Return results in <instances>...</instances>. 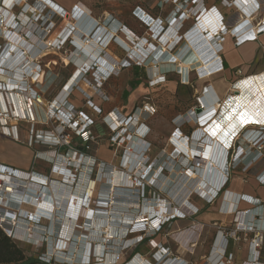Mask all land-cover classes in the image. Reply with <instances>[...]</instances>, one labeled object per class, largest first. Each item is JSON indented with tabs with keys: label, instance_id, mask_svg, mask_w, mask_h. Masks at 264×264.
<instances>
[{
	"label": "rangeland",
	"instance_id": "1",
	"mask_svg": "<svg viewBox=\"0 0 264 264\" xmlns=\"http://www.w3.org/2000/svg\"><path fill=\"white\" fill-rule=\"evenodd\" d=\"M57 1L62 3L61 0ZM66 1L68 0H65V3L63 2L62 5L66 6L68 11H70V3ZM69 1L72 2V0ZM24 2H27V4L31 3V5L34 4L33 0L22 1V3ZM45 2L48 3L46 0H39V4L41 6L39 7V12L44 13L46 16L45 19L43 16L41 17L42 21H33V24H30V31L33 35L30 36V32H28L29 36H22V32H25L23 29L18 33V37L15 38V43H19L18 45L20 46L21 52L28 51L31 48V44L40 49V53H37L32 58L36 63L40 64L42 75L37 82H34L33 80V83H30H32V87L41 94L43 103H41V107L37 109L36 123L25 120L17 121L11 116V112L8 113L10 114V117H7L8 115L4 113L5 120L7 121V124L4 123V128L1 126V122L3 123V121H0V156L4 158V162L0 163L7 167H13L24 171L35 170L41 174L50 176L52 180H57V182L54 181L50 185L48 183L49 189H51L52 193L56 194L57 198L63 199V194L68 195L65 190L67 188L65 185L63 187L59 183L61 175L60 171L59 174L54 171L53 164L55 161L53 162V159L56 160L61 156L73 159V155H76L75 151H77V153L80 151L86 152L91 157L87 161L88 164L94 163L92 166L93 172L91 174L93 178L95 177L97 168L101 169L103 167L105 170V172L102 171L101 173V179L96 181V190L94 191L95 193L93 198L98 197L99 190L105 191L103 199L106 204H104L101 208H98L100 209V214H102L100 216L95 215L92 221L91 217H85L88 222H93V224H90L91 226L89 225L90 228L84 229L83 219L79 218L76 220L77 215L74 214V208L78 203L77 201H79L78 196L81 195V190H74V188L71 189L72 187H69L71 194L69 193V195L65 197L66 199L64 198L65 201H67L68 207L65 203L63 204L60 202L61 204L58 205L59 210L57 209V216L59 220L55 224V229L59 230V228L63 226L61 238L60 236L56 238V234L54 235L52 231L54 223L50 224L49 221L43 220L39 225H33L32 228L30 221L22 224V220H20V218L18 219L19 224H16L13 219L10 224L11 226H14V224L19 226L24 225L26 229L23 233L22 239L27 240L29 237L28 233L31 231H33L34 234H48L49 237H47L46 241L42 239L43 242L36 239V237L35 240L29 238L27 240L28 242H22L19 240L16 241L26 248L28 253L27 255L29 257L40 259L41 264H81L85 260L84 256L87 243L89 241L91 242L92 239H94L92 241L93 243L98 241L95 239L97 236L96 232H91L94 230V228L92 230V227L95 225L97 228L95 231L100 233L101 237H105L104 241L109 239L111 244L108 249V254L110 255H106L103 261L99 262V264H142L146 261H150L153 264L155 263V260L153 259L155 251L153 244L149 240L156 239L158 236L166 239L163 242V245L170 248V255L173 254L174 257L184 259L188 263L193 264H218L222 259L221 255H218L215 259H213V255H208L207 258H202L203 260L199 262L196 261V259H201L199 256L208 251L210 237L212 234L223 231L224 233H229L231 235L236 233L238 236L243 234V232H239L241 226L236 225V219L234 217L235 213L232 210L222 211L220 210L221 207H219V210L226 213L229 217L222 220L218 217L212 219L210 218L211 216L208 217L209 213L212 211V209L209 210L208 207L214 204L218 205L219 202L221 206L222 200L227 202L224 197H226L225 194L228 192H226L227 189L225 188H227L229 184L226 185V183H230V181H240L245 183L247 178L250 176V173H254L257 168H260L259 166L261 164L251 167V163L247 161H244L243 163H240V161L235 164L233 163V166L225 172L227 182L222 189L224 191L223 194H219V196H217L212 203H206L202 198H200L198 193H194L193 191L194 186L200 179L198 171H187L179 168V165H188V159L185 155L178 156L179 152L175 149V147L178 148L175 142L172 141L173 138L176 137L175 128L178 125L181 126L184 135H192L194 133L193 139L198 140L196 143L198 145H202L204 142L206 143L205 138H209L210 136L211 138L218 139L223 143H227L228 148L232 145V142L238 139L239 141L237 144L241 145L244 150H246L247 145L244 143V140L240 138L242 135L239 132L248 128H257L264 125V84L260 85L256 82L249 84L248 82V91L253 94L252 98H249V107L253 109V115L256 114L261 117L260 120H257L254 123V127L242 126L238 128V126H234V121L241 119V113H239L240 109H235L236 103L234 101V105L229 106V98L222 99V103H220L221 106H219L217 110L214 108L216 113L213 115V119L210 120V122L205 125L203 124V126H196L197 121L194 116L190 117L188 115L185 118V113L188 112L193 105L198 103L197 98L202 93L201 90L203 86L208 83L217 82L221 79L224 80V77L215 76L212 77L209 82L207 81L208 83L201 82V76L212 75L216 72V70L213 72L209 69L203 70L200 72L199 77L195 70L198 65L196 63H192V60H189V63H187L189 67L183 69L178 63H171L174 62L175 59H181V56L187 50L185 49L184 52L178 54V47L176 46L173 51V53L176 54H169L167 52L169 50L168 44L176 43L179 40L180 35H184V28L188 29L191 23L194 22V20L191 19V22L178 32V28L174 27L175 25L173 24L176 19L172 16L170 19V23L172 25L170 26V30L167 29L163 31L165 29L164 26H166V17L175 9L174 3L169 2L167 5L161 7V2L159 0H77L75 4L78 6H80V3L85 4L91 14L100 21L99 23V21L91 19L90 16L78 19L79 15H76L73 12H71L70 15L68 12V17H65L64 15L59 16L53 12V9L49 8L47 4H44ZM74 5L73 7H75ZM32 6L36 9V5ZM44 6H46V8H44ZM136 6H140L141 8L147 10L152 17L157 18L160 16L162 19L158 18V20L153 22V20L148 16V13L145 12L141 18L144 19L145 22H149V25H151L150 29H147L142 19L134 18L133 16ZM43 8L44 10H42ZM19 9L20 6H16L14 9L15 13H18ZM75 10L76 7L74 12ZM0 12H2V10ZM108 13L121 20L124 28L123 26L120 27L122 23H119L121 30L117 34L118 37L115 41H111L112 44L106 48L107 50H105V45H103L105 37L102 42L93 41V38L101 35L102 26L99 24H107L104 20ZM21 16L24 23L20 22V24L25 27L28 26L27 23L25 24L28 20L24 17V15ZM21 16L19 15L20 18ZM108 17V19L113 18L111 15ZM47 19L49 20L47 21ZM89 19L91 20L86 25L85 23H87ZM161 20H164V25L161 23ZM114 22L116 21L113 20L112 23ZM90 24L92 26L89 29ZM83 25H85V27H83ZM64 26L71 28L69 33L70 39L72 36L75 38V35H78L80 38H86L85 42H89L90 40V43L92 44L90 48L92 50H95L96 47V50L99 49V56L92 62V64H89L87 60L89 56L87 57L84 54L82 55V53L79 54L80 50L76 47L75 42L72 41L73 43L71 44L69 40L63 41L61 38L57 41L54 40L53 37L58 36ZM74 27H76V30L73 29ZM127 28L133 32L131 34L127 33ZM173 29H175V31ZM79 31L80 33H78ZM97 33L100 34L97 36ZM60 35L62 36V34ZM119 36L124 41L128 42L135 50H139L140 47H146L147 50L149 49L150 53L148 59L145 60L144 56L141 55H130L128 49L124 47ZM188 37L191 42V47L193 46L192 43H194V41L198 42L200 39L198 43L199 45L201 44L200 49L196 48V50L198 52L200 51V55L202 56V48L205 47L208 49V46H205V39L197 33L196 29H194ZM10 39L11 38H9V40ZM26 42L29 43V46L25 44ZM0 44H4V39L2 37L0 38ZM59 45L61 46L59 47ZM99 46H103L102 49H100ZM10 47L8 48L9 50L12 49ZM156 47V52L152 54ZM162 48H167L168 50L161 51ZM108 55L113 57L116 61V68L114 66V68L110 70L109 74H105L99 68L101 65L99 63V59L101 56L106 57ZM175 55H178L179 57H175ZM79 57L86 60L87 63L83 67L85 68V72L88 71V74L78 86L74 87L75 83H73V89L69 88L65 95V97H67L70 93L68 98H65L63 102L59 101L63 107L60 108L58 116L56 114V117L51 110H48L49 107L52 106L51 101L54 99L57 101L58 96H60L64 89L63 86L68 82L73 73L75 74V72L81 68L78 63H75L77 62L76 59ZM5 67L6 66L4 65V68ZM6 75L7 74L4 76ZM162 75L166 76L165 82H160L163 79ZM78 81L79 80H77V82ZM237 86L238 89H235L236 92H239V86L241 85L238 84ZM226 87L228 88L230 85L228 84ZM241 92L242 91L240 90V94ZM66 100L69 101L78 116L76 119L77 121L75 122V127H68L65 131H62L58 118H67L64 113L65 111H63ZM148 105L151 106V108ZM98 107L101 109V112ZM145 107H149L151 113L147 114L142 111ZM112 111L121 117V122L128 123L126 118L122 117V115L128 116L135 114L140 117V122L144 121L148 126L147 130L149 131H147L148 133L145 138L146 141L150 142V147L148 148L147 153L152 161L151 165L153 169L150 168L146 171V173H149L150 170H152V172H150L151 174L149 173L150 175L142 176L144 177V185L141 188V191H138L135 187L126 189V187L132 186L131 182H127L126 184L124 183V186L122 185L124 188H113L111 186L112 183L110 173L114 170H119L123 154L128 153L130 149L135 151L140 147V143H138L139 139L133 137V135L136 134L132 129L134 128L135 123L132 122L128 125L130 127L128 129L129 132L126 133L125 130L119 134L112 130L113 126L108 119ZM190 114L193 115L194 113L191 112ZM181 115L183 118L179 120ZM225 116L228 117L227 120H225ZM80 120H86L87 123L85 125H88V127L84 128V125L79 126L78 123ZM181 122L184 123L180 124ZM217 126L218 132L213 135L214 127ZM143 127L145 126H141V128ZM198 128L201 129V133L203 132L202 137L195 133ZM135 129H138V126H136ZM124 133L125 135H123ZM255 134H257V132ZM88 138V141H84V139ZM201 138L202 142L199 141ZM216 143L221 145L219 141ZM190 148L192 147L190 146ZM53 150H56L58 155H53ZM227 156L228 161L230 162L231 158H233V149H230V151L227 152ZM176 157H178V159L176 163H174L172 158ZM188 157L194 166H204V161L206 160L205 157L192 158L189 154ZM214 157H217L216 154ZM263 160L264 158H262L260 162H263ZM18 162H21L22 164L26 163V168L18 167L16 165ZM144 162H146L145 159L139 161L136 165L138 166L139 171H142L143 173L146 170ZM148 162L150 163V161ZM140 164L142 165L140 166ZM162 169H164L165 175L162 174ZM86 171L88 170L84 169V174L79 177V185L85 181ZM114 184L119 186L121 182L116 183V181H114ZM19 188H21V186H18V190H20ZM111 190H113V193ZM73 191L74 193H72ZM138 193L145 194L146 198L143 203L142 199L140 200V198H138ZM107 194L110 197H108ZM111 194L115 197L113 202L110 199ZM128 195H131L132 200H134L132 203L127 201L129 200ZM27 197L28 196H25L24 199L23 195L21 197L22 200L18 202L25 204L23 205V209L35 211V207L32 206V202L29 203L30 200ZM2 198L4 199V202L1 201L0 205L13 211V213L22 208L21 204H17L15 202L16 199L14 196L11 197V195L5 194ZM160 198L162 199L160 200ZM164 200L171 201L176 204L175 206L185 210L186 216L184 218L172 220L160 231L154 233L152 232L153 234H144L145 240L124 248L126 246L125 240L139 234L136 231V234H132L130 232L129 227L132 223L131 220H133L134 223L136 217L140 221L145 218L141 219V217L144 216L143 214H145L143 210V206L145 204L152 205L155 209L158 208ZM6 201L7 203H5ZM187 201L192 204V206L187 204L189 209L185 208ZM14 202L16 204H14ZM74 202H77L75 206ZM97 205V202L92 203V207ZM194 205L195 208L193 207ZM236 205H238V203ZM257 208L263 213L261 206ZM85 209L87 212H92L91 206ZM81 210L84 212L83 207ZM254 210H256V208L252 209V211ZM178 214H181V212H178ZM85 215L86 213H83L81 216ZM111 215H113L112 220ZM231 216L233 217L231 218ZM254 216L256 219L254 220L252 226L257 227L259 225L260 217L262 216H258L257 214ZM0 219L1 221L9 222L8 215L4 214V211L0 212ZM100 219H102L106 228H99L103 226L102 224L101 226L98 224ZM107 226H109V228H107ZM18 229L19 228L16 229V232H18ZM186 231H194V233H188L186 235ZM69 234L70 236L72 235L71 239H68L69 237L66 238ZM91 234L94 235V237H92ZM182 236L183 239L186 238V243H183V239L180 240ZM187 237L189 238L187 239ZM195 244H197L196 248L194 247ZM181 249H184L185 251L183 252ZM52 258L55 260L54 262H52Z\"/></svg>",
	"mask_w": 264,
	"mask_h": 264
},
{
	"label": "built area",
	"instance_id": "2",
	"mask_svg": "<svg viewBox=\"0 0 264 264\" xmlns=\"http://www.w3.org/2000/svg\"><path fill=\"white\" fill-rule=\"evenodd\" d=\"M34 4L32 5H36V10L32 11V10H28L25 9V5L20 6L19 4L16 5H12L11 11L14 13V18L13 21L16 23H24V21L22 20V16L24 15V17L28 20V22H25V24L27 23L28 26H26L25 32H22V36H29L28 32L30 31V24H33V21H37L40 22L41 17H43L45 19V15L44 13L39 12V0H33ZM237 0H222V2L225 5L228 6H236L237 5ZM161 2V7L168 4L169 2H172L175 4V9L173 11H171L172 13L170 15H168L165 19L166 21V26H164V30L169 29V27L171 26L170 23V19L172 18V16H174V18H179L181 20L180 23V29L178 30L180 32V30H182L186 24L187 21L193 19L194 20V24L196 25H202V18L206 17L207 18H211V27L212 28H207L205 30L208 39L215 45V48L217 50H219V45H221V42H223L225 40L226 34H230L234 36V44L236 46H239L241 44H243L244 42L248 41V40H255L258 38V36L264 32L261 31L262 29H264V12L261 13V6H260V2L256 1V3H251L247 9L248 11L240 14V18L237 21V23L234 26H230L227 24V21L224 17V15H222L221 13H219V11L216 9L215 6L207 8L204 7L203 5V1L202 0H160ZM31 4V3H30ZM16 6H20V9L18 11V13H15L14 9ZM76 7V10L74 12L75 7H72L71 10L69 11V15L71 12H73L76 15H79L80 17L86 18V14L83 10H80L79 6L77 4L74 5ZM4 7V0H0V9L2 10V8ZM44 8H46V6H44ZM44 8L42 10H44ZM50 8V7H49ZM52 9V8H51ZM0 10V11H1ZM41 10V9H40ZM53 12H55L57 15L59 16H63L64 14L59 13L58 11L56 12V9L53 10ZM146 11L141 8L140 6H136L135 7V13H133V15L136 18H141L142 15H144ZM207 14V15H206ZM19 15L21 16V18L19 17ZM65 16V15H64ZM148 16L154 21L159 19H162L160 16L159 17H152L148 14ZM33 18V19H32ZM43 19V20H44ZM49 19H47L48 21ZM144 24L148 26V28H150L151 25H149V22H145L144 19H142ZM161 23L164 25V20H161ZM4 24V18L1 16L0 14V38L2 37L4 39V44L1 45L0 44V57L2 56V54L5 52V50H7L10 42L7 39L8 35L11 33L10 30H6V27H13L14 28V23L13 25L9 24L7 26H3ZM40 24V23H39ZM54 26V25H53ZM70 26V25H68ZM1 27H4V33L1 29ZM28 27V28H27ZM23 30V29H22ZM34 32V31H33ZM38 34V33H37ZM61 37V35L59 36V38ZM184 35H180L179 40L176 43H169L168 44V48H169V54H176L173 53V51L175 50L176 46L177 48V53L180 54L181 49L183 47H180V42L183 39ZM24 38V37H23ZM69 40V39H68ZM67 40V41H68ZM208 40V41H209ZM70 43L72 44V40H69ZM135 41V40H134ZM27 44V46H29V43H25ZM50 46V45H49ZM61 45H59L60 47ZM30 48L28 51L21 52V55L23 56V61H32L34 60L32 57L35 56L37 53H40V49L34 47V45H30ZM185 47V46H184ZM192 51V49H189L185 54H183L181 56V59H179L180 61H184L186 60L188 54H190V52ZM9 53V50H7L6 54L4 56H7ZM149 56V54H148ZM21 62V63H22ZM29 64V62H28ZM25 65L27 66V64H23V66L25 67ZM1 68V66H0ZM116 68V66H115ZM8 68H3L0 69L2 74H7L8 73ZM20 71V69H19ZM20 72H14L13 74L11 73V75H9V78L7 81L1 79L0 80V121H3V123L1 122V126L4 128V123L7 124V121L5 120L4 117V113H6L8 116L10 117L8 113H12V117L15 118V120L17 121H28V122H33L36 123L37 122V109L39 107H41V103H43L40 100L41 94L35 90L32 87V83L33 80L34 82L38 81L40 76L42 75V69L40 67L39 63H36L34 67H32V71L29 75H25L24 73H21V75H19ZM239 74H241V71H238ZM88 72L84 73V75H82V77L78 78L79 82H81L84 78H86ZM74 73L71 76V78L74 77ZM260 78L263 82H264V70L258 74V75H250L248 76L249 78V83L255 82V78ZM70 78V79H71ZM162 81L160 82H165L166 81V76L162 75ZM69 79V80H70ZM68 80V82H69ZM14 82L15 86H14V90H10V91H5L6 89H9L8 86L10 83ZM32 82V83H30ZM68 82L63 86V88H67ZM79 84H75L74 87L78 86ZM62 88V89H63ZM73 89V85H71V87ZM70 94V93H69ZM69 94L67 95L66 98H68ZM1 96H3V100L1 101ZM198 100V105L195 106L194 108L196 109L197 107H202L203 104L200 101V98L197 99ZM58 101H56L55 99L53 101H51L52 106L49 107V111L51 110V112L54 114V116H58V112L60 110V108L63 107V105L61 104L60 107L55 108V104H57ZM70 103L69 101H65V107L63 108V111H65L64 113L66 114L67 118H58L59 122H60V126L62 127V131H65L66 128L68 127H75V122L77 121V116L78 114L76 113V111L72 108H70ZM149 106V105H148ZM70 109H69V108ZM151 108V106H149ZM149 107H145L144 109H142V111H144L145 113L149 114L151 113L150 108ZM99 108V107H98ZM192 108L190 109L185 115L184 117L186 118L189 114V112L194 113V118L196 119L197 123L196 126H203V124L205 125L206 123H208L210 120L203 122L202 118L204 115V111L201 113H196L195 109ZM99 111L101 112V109L99 108ZM216 113V112H215ZM215 113L213 115H215ZM50 115V114H49ZM53 116V118H54ZM56 116V117H57ZM124 117L126 118V121H128V123H124L120 121V118L118 115H116L114 113V111H112V113H110L108 119L111 122L113 128V131H116V133H121L122 131L125 130L126 132H129V124L130 123H135L133 131L136 133L133 135V137L135 138H142L145 139L143 141V143H140V150L141 151V157L142 159L146 160V162H144V165H147V169L145 170V172L143 173L142 171H139L138 166H134V155H137L138 152L136 151H129L128 153H124L122 160H121V165L118 171H112V173H110V178H111V183H113V179L115 181H118V179H121L122 175H127L129 177V179L131 180L132 183V187L137 188L138 191H141V188L143 187V182H144V175H149V173L146 171L148 169H153L152 165H151V159L149 158V155L147 153L148 148L150 147V143H148V141H146V134L143 136L142 134H139V128L141 126H145L148 128V126L145 124L144 121L140 122V117L135 115V114H131V115H124ZM181 118H183V116L181 115L179 120H181ZM64 120V121H62ZM5 121V122H4ZM87 123V121L85 120H80L78 125L82 126L84 125V128H87L88 125H85ZM184 122H181L180 124H182ZM138 126V129H135V127ZM200 128H198L197 130H199ZM176 130V139L186 142L187 146L191 145V146H197V142L198 140L193 139L194 133L192 135H184L183 130L181 129V126H177L175 128ZM138 132V133H137ZM251 132L253 133L251 134ZM125 133L123 135H125ZM197 133V131L195 132ZM242 136L240 138H242L244 140V143L247 145V148L249 149V152H254V155L252 157V159H250L248 162L252 163L253 159H256L257 157L259 158H264V125L257 127V128H248L246 130H243L242 132H239ZM239 134V135H240ZM204 139V138H203ZM88 139H84V141H88ZM209 140L208 137L205 138V141ZM195 141V142H194ZM200 142H202V138L199 140ZM210 141V140H209ZM239 140L236 139V141L232 142V147L228 148V144L227 143H223L222 142V146H225L227 148V152L230 151V149H233V158H231V161H228V156L226 158V162H227V170L228 171L230 169V167H232L233 163L235 164L237 161L242 160V158L244 156L247 155L248 149L244 150V148L237 144ZM142 149V150H141ZM131 150V149H130ZM54 154L58 155V153L56 152V150H53ZM175 151V150H174ZM76 155H73V159H70L66 156H61L58 157L56 160L53 159V162L55 161V163L53 164V169L54 171H57V169L59 168L60 173L63 177H61V179L59 180V183L61 184V186L64 187V185L66 186L67 189L66 192L69 195V193L71 192L69 190V187H72L71 189L74 188V190L80 189L81 190V195H80V200L82 201L81 207H83L84 209L91 206L92 207V203L93 202H97V206L92 207V211L93 214L96 216H100V212H98V208H101L105 203L104 199H103V195L105 194V191H98V197L97 198H93L94 196V191L96 190V181L101 179V173L102 171L105 172L104 168L102 167L101 169L97 168L96 173H95V177L93 178L91 176L92 172H93V164H88V159L91 158L86 152L80 151L79 153H77V151H75ZM185 157L188 159V165L184 164V165H179V168L184 169V170H195L197 171L199 169V167L194 166V164L191 162L190 158L188 157V152H184ZM183 154V155H184ZM55 155V156H56ZM229 155V153H228ZM54 156V157H55ZM179 156V154H178ZM196 155H192V158H195ZM182 158V157H181ZM178 157L176 158H172V161L174 163H176ZM183 159V158H182ZM190 160V161H189ZM150 161V163L148 162ZM52 162V161H51ZM89 165V166H88ZM151 166V167H149ZM211 167V166H210ZM142 168V167H141ZM84 169H87L88 171H86V178L85 181L82 182V184H78L79 177L82 176V174H84ZM138 169V170H137ZM58 170V171H59ZM57 171V172H58ZM64 171V172H62ZM108 171V170H107ZM152 171V170H150ZM162 174H164V169L161 170ZM141 172V173H140ZM4 174H6L7 176H9L11 178V182L10 184H12L13 188H17L18 189V184L20 181H27L28 184L27 185H22L21 191L26 190L27 193H30L31 195H35L37 198L43 196L42 193H38V189H36L34 187V184L38 183V180L41 179H47L46 183L43 182V187L41 188V191H45L46 192V198L49 199L50 204H52V202L54 204H52L53 209L50 210L49 214H45L43 212H41V208L40 207H35V211H30V210H25L23 209V205L21 202H18L15 200V202L17 204H21L22 208H20L17 212L13 213V211L4 208L0 205V212L4 211V214L8 215L9 218V222H4L1 221L0 219V226L4 229V231L8 234V236L12 237L15 240H19L22 242H28L27 240L30 238H32L33 240L38 239L39 241L43 242V240L46 241L47 237H49L48 234H41V233H33V231L29 232V237L28 239H22L23 234L20 236L17 234L16 229L18 227H24V225L19 226V225H15L11 226V220L13 219L14 222H16V224H19L18 219L22 220V224L26 223L27 221L32 224V228L33 225H39L43 220L49 221V223H54L53 224V233L54 235L56 234V238H58L60 236L61 238V232H62V228H59V230H56L55 228V224L58 222L59 218L57 216V209L59 208V204L61 203H65L67 206V201H65V197H67L68 195H64L63 194V199H59L57 198V196L55 195L52 197V191L51 189H49V185L57 180H52L50 176L45 175V174H41L35 170L32 171H24L21 169H17V168H13V167H7L4 164L0 163V194H2V196L4 197L5 194H9L14 197H22V194H16V192H2L3 188H8L9 186H6V182L3 181V177ZM117 174H120L119 176ZM112 175V176H111ZM118 176V178H117ZM84 177V176H83ZM258 181L261 184H264V171L258 176ZM18 182V183H17ZM227 182V179L225 181V183ZM47 183H49V185L47 186ZM93 183V185H92ZM225 183L223 186H225ZM32 184V185H31ZM149 185V184H148ZM152 185V184H151ZM26 188V189H25ZM222 187H220L219 189L217 188V195H219L223 190L221 189ZM145 189V188H143ZM211 189V188H210ZM213 190V189H211ZM214 191V190H213ZM228 190H226L227 192ZM111 192L113 193V190H111ZM225 192V193H226ZM228 193V192H227ZM55 194V193H54ZM108 195V194H107ZM126 195V194H125ZM133 195V193H132ZM138 198H140V200L142 199V203L144 202L145 194H141L138 193ZM226 196V194H225ZM108 197H110L108 195ZM129 200H127L129 203H132L134 200H132L131 195H128ZM240 198H238V201H240V199H248L249 203L253 204L254 206L252 208H248L245 210L242 209H238V207H236V210H234V216L236 219V225L237 226H241L239 229V232H243V234L238 235L235 233L233 235L229 234V233H224L223 231H220L218 233L221 234V241L219 243V245L217 246L216 250L213 249L212 250V254L214 257L213 259H215L218 255L222 256V259L219 261L218 264H232L233 262V254L230 252H227V244H228V239L232 238L234 240H240L243 239L245 241H247L250 244V250L252 251V260L247 262H244L242 264H264V262L260 261V257H261V248L264 244V223L262 224V217H260V221H259V225L257 227L252 226L254 220L256 219V217L254 215H252V209L257 208L259 206H261V201H258L257 199H253V198H249L245 195L239 196ZM216 197H214L215 199ZM112 202L114 201L115 197H113V194H111V198ZM162 198H160L161 200ZM61 200V201H60ZM3 201L4 199L1 198L0 202ZM13 201V200H12ZM59 201V202H58ZM166 203H165V202ZM163 202H161L164 207H165V212H163L160 215H151L150 212H145V214H143V217H146L147 219L144 220L143 224H141V226L139 228H136V224L134 223L130 230H136L138 229V233L137 235H134L133 237L128 238L127 240H125V244L126 246L124 248H127L129 246H132L136 243H140L143 240H145V235L148 233H154L157 231H160L165 225L169 224L172 220H176L177 218H184L186 215L185 210L175 206V203H172L171 201L168 200H164ZM214 200H207V202L211 203ZM9 202V201H8ZM14 202V204H16ZM61 202V203H60ZM107 202V201H106ZM7 203V201L5 202ZM78 204V203H77ZM95 205V204H94ZM33 206V205H32ZM152 210H154L153 206L151 207ZM59 210V209H58ZM170 210V211H169ZM177 210L179 212H181V214L176 213ZM34 212V213H33ZM240 212L241 215L239 214L238 217L236 218V214ZM14 214V216H13ZM67 215V214H64ZM246 216L245 219H243L242 217ZM70 217V216H69ZM88 218V214H86L85 216H76V220H78L79 218L83 219V228L87 229L90 228V222H88L86 220V218ZM113 215H111V220H112ZM130 217V215H129ZM137 218V217H136ZM241 221V222H240ZM261 222V223H260ZM244 224V225H243ZM90 225V226H89ZM97 225V223H96ZM100 225V223H99ZM30 226V225H29ZM5 227V228H4ZM94 228V230H93ZM26 229V228H25ZM97 228L94 225V227H92L91 232H96V238L98 241L96 242H92L94 239L91 240V242L89 241L87 243V248L85 250V256H84V262H82L81 264H99V262L103 261V259L105 258L106 255H110L108 254V249L109 246H111L110 244V240L107 239L104 241L105 237L104 236H100V233H97V231H95ZM86 233V231H85ZM152 233V234H153ZM132 234H136L132 232ZM145 234V235H144ZM92 237H94V235L91 234ZM100 236V237H99ZM69 237L68 239H71L72 235H67L66 238ZM139 237V238H138ZM41 238V240H40ZM55 238V239H56ZM43 239V240H42ZM152 244H153V248H154V257L153 259L155 260V263L153 264H193V263H188L186 262L184 259L178 258V257H174L173 254L170 255V248L166 247L164 245H161L159 242H156L154 239H150L149 240ZM93 248V249H92ZM67 250V249H66ZM65 251V250H62ZM115 255V253H114ZM210 255V256H211ZM107 256V257H108ZM165 262V263H164ZM39 264V263H38Z\"/></svg>",
	"mask_w": 264,
	"mask_h": 264
},
{
	"label": "crops",
	"instance_id": "3",
	"mask_svg": "<svg viewBox=\"0 0 264 264\" xmlns=\"http://www.w3.org/2000/svg\"><path fill=\"white\" fill-rule=\"evenodd\" d=\"M55 1H54V3L58 4L59 7L64 8V12H69L68 9L66 8V6L62 5L63 2L65 3V0H61L62 3H59V1H57V0H55ZM202 1H203L204 7L210 8V7L215 6L216 9L219 11V13H221L222 15H224V17H225V19L227 21V24L230 25L231 27L234 26L237 23V21L240 18V14L248 11L247 7L251 3H256V1L260 2L261 13L264 12V0H237L236 1L237 2V5L236 6H228V5H225L222 2V0H202ZM66 2H69L70 3V6L72 8L73 5L77 2V0H72V2H70L68 0ZM79 8H80V10H83L87 16H90L91 19H93L95 21H99L95 16H93L91 14L90 10L85 6V4L80 3ZM145 11L150 15V13L147 10H145ZM167 13H168V11H167ZM169 14H170V12H169ZM110 15L113 17L112 19L115 20L116 23H118V25H119V23L120 24L122 23L121 20H119L118 18L114 17L112 14H109L108 13V16H110ZM134 18H136V17L134 16ZM105 20H107V24H109L110 21H111V19H108L107 17H105ZM201 21H202V23H201L202 25L201 26H198L197 24L195 25L194 24L195 22H193V23H191V25H190V27L188 29L187 28H184L185 29L184 30L185 33L184 32L183 33H184L185 36L183 37V39L180 42V47H184V46L185 47L182 49L181 52H184L185 49L186 50L192 49V51L190 52V54H188L186 60H184L185 62H182L179 59H177V60L175 59V61L174 62H171V63H178L181 66V68L183 69V68L189 67V65H187V63H189L188 62L189 60L190 61L192 60V63H196L198 65L195 68V70L198 73L199 77H200V72L203 71V70L209 69L212 72L216 70V72L214 74H212V75H203V76H201L200 77V81L201 82H207V81L209 82V80L212 77H215V76H220V77L222 76V77H224L223 78L224 80L221 79V80H219L217 82H213V83H208L207 82L208 84L205 85V86H203L202 87V90H201L202 93L205 94L206 93V90H207V87L213 89L214 90V93H215V95L217 97V101H218V104L219 105H220V103H222V99H225V98H229V99H231V98L234 99L235 98L234 99L235 101H238L239 100L238 98H240V99H243L244 101H246V103H247V101L249 100V98L250 97L252 98V96H253V94L250 91H248V86H249V84H248V82H249L248 76H250V75H258V74H260L264 70V32H262L258 36L257 39H255V40H248V41L244 42L243 44H241L239 46H236L234 44V36L231 35V33L230 34H226L225 40L223 42H221V45H219V50L216 49V51H215V48H214L215 45L209 39H208L209 41H207V39L203 35L200 34L201 27H207L208 24L211 23V18H207V16H206V17L202 18ZM190 22H191L190 20L187 21L186 24H185V26L188 23H190ZM99 23H100V21H99ZM113 24L114 23H112L111 26ZM91 26L92 25L90 24L89 29H90ZM121 26H123V23H122V25H120V27ZM194 29H196L197 33L203 39H205V41H206L205 46L206 45L208 46V49H206L205 47L202 48L201 53L203 55H205L203 58L200 55V51L198 52L196 50V48H199L200 49L201 44L200 45L198 44L199 41H200V39H199L198 42L197 41H194V43H192L193 46H195V47H193V46L191 47L190 46V43L191 42H190V39H189L188 35ZM168 30H170V27H169ZM173 30L175 31V29H173ZM131 32H133V31H131ZM105 43H107V42H105ZM111 44H112V42L109 41V43H107L104 46L105 47V50H107L106 48H108ZM108 56L111 59H113V57H111L110 55H108ZM177 56L178 55H175V57H177ZM205 57H207V58H205ZM204 60H207V61H204ZM239 70L241 71V74L238 73ZM255 82L256 83L259 82L258 84H260L262 82V84H264V82L260 78H258V77L255 79ZM228 84L230 85V87L227 88L226 86ZM238 84L239 85H244V86L248 84L244 88L246 94L244 93V95H243V93H242V97L240 96L241 94L237 93L236 92V89H235V88L238 89V86H237ZM202 93L200 94V96L203 95ZM249 102H250V100H249ZM249 102L247 103L246 106L241 105V104H239L240 106L237 105V104L235 105V109L236 108L237 109H240V112L239 113H241V115H240L241 119H238V120H235L234 121V123H235L234 126L235 127H237V126H238V128L239 127H242V126L254 127V123L257 120H260L261 119L260 116H258L256 114L253 115V112H252L253 109L248 106L249 105ZM219 105H218V107H219ZM233 105L234 104H231L229 106H233ZM231 112H232V110H231ZM190 113L191 112H189V114H188L189 116L191 115ZM243 114H245V115H243ZM204 115L207 116L208 113L206 112ZM192 116H194V115H192ZM192 116H190V117H192ZM227 119H228V117L225 116V120H227ZM262 119H263V117H262ZM207 120H209V117H206L205 119H203V122L204 121H207ZM187 133H189V132H187ZM208 139L209 140L212 139L215 142H218L219 141V143L221 144V145L218 144L219 147L227 152V148L225 146H222L223 145L222 144V141H220L218 139H214V138H208ZM172 141L175 142L178 147L181 146L182 149H186V150L188 149V146H187V143L186 142H184L185 145H182L183 141H181L182 143H180L178 141V139H176V138H173ZM191 147H193V146H191ZM194 147H196V146H194ZM231 147L232 146H230V148ZM199 148L201 149V147H199ZM176 151H179V148H177ZM209 151H210V149H208L205 152L208 153ZM216 153H214V155ZM221 155L222 154H220L219 156H221ZM253 155H254V152H249V149H248L247 155L244 156L242 158V160H240V163H243L244 161H247L248 162L250 159H252ZM226 158H227V153H226ZM261 160H262V158H259V157H257L256 159H253V161L251 163V167L252 166H255V165H258V164H261V165L259 166L260 168H257L255 170L254 173L253 172L250 173V176L247 178V180H246L245 183L240 182V181H235V182L234 181H230V183L228 182L229 185L227 186V190H228V193L233 194L236 197H238L240 195L241 196L242 195H245V196H247L249 198H253V199H257L258 201H261V209L263 210V218H262V221L261 222L263 224L264 223V184H261L258 181V175H260V173L262 172V170L264 171V160H263V162H260ZM0 162H4V158H2L1 156H0ZM237 162H239V161H237ZM16 165L18 167H20V168H26V166H27L26 163H23L22 164L21 162H18ZM117 175L119 176L120 174H117ZM211 175H213V173ZM118 176H117V178H118ZM205 186H207V184H205ZM208 186H210L213 190H214V188H216L215 185L208 184ZM72 193H74V191ZM217 196H219V195H217ZM200 198H202V197H200ZM202 199L206 203H208L204 198H202ZM229 201H228V203L231 204V200L230 199H229ZM234 201L237 204L238 200H236L234 198ZM191 205L192 204L189 203V206H191ZM238 206H239L238 209L240 208L242 210H245V209H248V208H252L254 205L251 204V203H249V200L248 199L245 200V199H242L241 198V201H239ZM193 207L195 208V205ZM219 207H220V202L218 203V205H215L214 204L212 206H209L208 209L209 210L212 209V211L209 213V216L208 217L211 216L210 218H212V219L218 217V218H221V220L222 219H227L229 216L226 215V213L221 212L219 210ZM257 210H259V209L256 208V210L252 211L253 212L252 215H256L257 213L255 211H257ZM91 214L92 213L89 212V215H91ZM232 217L233 216H231V218ZM89 218H90V216H89ZM188 233L189 234H192V233H194V231H192V232H187L186 231L185 232L186 235ZM183 236H185V235H183ZM183 236L180 238V240L183 239ZM188 238L189 237H187V239ZM154 240L156 242H159L161 245H163V242L166 239L158 236ZM185 240H186V238L183 239V243H186ZM220 241H221V234L220 233L216 232V233L212 234V236L210 237L208 251L207 252H204L201 256H199V258H201V259H198V260L196 259V261L199 262V261L203 260L204 258H207L208 255H211L213 253L212 250L213 249L216 250V248L219 245ZM196 246H197V244H195L194 247L196 248ZM181 250L183 252L185 251L184 249H181ZM227 252L228 253L231 252L233 254V256H234L233 257V262L234 263L232 262L233 264H242L244 262H247L248 263V261H251L252 260V251L250 250V244L247 241L243 240V239L234 240L232 238H229L228 239V244H227ZM53 256H55V255H53ZM53 258H52V260H53L52 262L55 261ZM260 261L264 262V244H263V246L261 248ZM39 264H41V263H39ZM142 264H152V263L150 261H146L145 263H142ZM202 264H204V263H202Z\"/></svg>",
	"mask_w": 264,
	"mask_h": 264
},
{
	"label": "bare ground",
	"instance_id": "4",
	"mask_svg": "<svg viewBox=\"0 0 264 264\" xmlns=\"http://www.w3.org/2000/svg\"><path fill=\"white\" fill-rule=\"evenodd\" d=\"M22 1H24V0H4V7L2 8V12H0V14H1V16L4 18V24H3V26L5 25V26H7V25H9V24H11V25H13V23H14V28L13 27H6V29H5V31L6 30H10L11 31V33L8 35V37H7V39L9 40V38H11L9 41H10V44H9V46H8V48L10 47V48H12L11 50H9L8 48H7V50H9V53H8V55L7 56H4L5 54H6V52H7V50H5V52L2 54V56L0 57V66H1V68L0 69H3L4 68V65L6 66L5 68H8L7 70H8V72H9V74H13L14 72H20L19 73V75H21V73H24L25 75H29L30 73H31V71H32V67H34L35 66V64H36V62L34 61V60H32V61H28L29 62V64H28V62L27 61H25V62H22L23 61V56L24 55H21V49H20V46L18 45V44H16L15 43V38L16 37H18V33L19 32H21L22 31V29H26V27L24 26V25H22V24H18V23H16V22H14L13 21V18H14V13L11 11V8H12V5H14V4H16V5H20V6H23V5H25V8L26 9H28V10H32V11H35L36 9H35V7H33L31 4H27V2H24V3H22ZM46 1H48V3H44V4H47L48 5V7H50V8H52L53 10L54 9H56V12L57 11H59V13L61 12L62 14H64L65 15V17H68L67 15H68V12H64V8H62V7H59L58 6V4H56V3H54V1H51V0H46ZM1 2H2V0H1ZM28 6H27V5ZM51 4V5H50ZM28 7V8H27ZM41 7V6H40ZM79 18H81L80 16L78 17V19ZM107 18H109L108 17V14H107ZM173 18H174V16H173ZM90 20L91 19H89L88 21H87V23H86V25L88 24V22H90ZM206 20V19H205ZM106 21V23H107V20H105ZM112 22H113V19H111V21H110V23L109 24H104L103 26H102V24H99L100 26H102V30H101V35L99 36V37H96L95 36V38H93V39H91V40H93V41H97V42H102V40H103V38L105 37V39H104V41H103V45H106L107 43H109V41L111 42V41H115V39L118 37V32L121 30L120 29V27H119V25H118V23H116V22H114V24L111 26V24H112ZM180 23H181V20L179 19V18H176V21L173 23L175 26L174 27H177L178 28V30L180 29ZM211 24V23H210ZM210 24H208V26L207 27H201V31H200V33L202 34V35H204V37L207 39V41H208V37H207V34H206V32H205V30L209 27V28H212L211 27V25ZM118 25V26H117ZM172 26V25H171ZM198 26H201V25H198ZM83 27H85V25L83 26ZM78 28H80V27H78ZM124 28V27H123ZM1 29H2V31H3V33H4V27H1ZM73 29H75L76 30V27H74ZM120 29V30H119ZM18 30V31H17ZM74 30V31H75ZM177 30V31H178ZM70 31H71V28H69V27H65L64 26V28H63V30L61 31V33L60 34H62V36L60 37L61 38V40H63L64 41V39L67 37V35H69V33H70ZM204 31V32H203ZM59 32V31H58ZM57 32V33H58ZM93 32V31H92ZM99 32H100V30H99ZM179 32V31H178ZM78 33H80V31L78 32ZM127 33H132L128 28H127ZM30 34V36H32L33 35V33L32 32H30L29 33ZM59 34V35H60ZM94 34V33H93ZM100 34V33H99ZM98 33L96 34L97 36L99 35ZM59 35L58 36H54L53 38H54V40L55 41H57L58 39H59ZM171 36V35H170ZM73 37V36H72ZM71 37V40L73 41V42H75L76 43V47L78 48V50H80V52H79V54H81L82 53V55L84 54V55H86L88 58H87V60H88V62H89V64L91 63L92 64V62L93 61H95L96 59H97V57L99 56V49L98 50H96L97 49V47H96V49L95 50H92L90 47H91V43H90V40H89V42H85V40H86V38L85 39H83V38H80L78 35H75V38L73 37L72 38ZM87 37V36H86ZM90 37V36H89ZM119 38L121 39V41H122V43H123V45H124V47H126L127 49H128V51H129V53H130V55H133V54H135V56L136 55H141V56H144V58L146 57V56H148V54L150 53L149 52V49L147 50L146 49V47H140V49L139 50H135L133 47H131L130 46V44L128 43V42H126V41H124L120 36H119ZM129 39H131V38H129ZM108 40V41H107ZM39 42V41H38ZM105 42H107V43H105ZM21 43V42H20ZM85 43V44H84ZM100 47V46H99ZM103 47V46H102ZM102 47H100V49H102ZM26 48V47H25ZM184 48V47H183ZM182 48V49H183ZM215 48V47H214ZM156 49H157V47L154 49L155 51H153L152 52V54H154V52H156ZM182 49H181V51H182ZM84 50V51H83ZM164 50H168L167 48L166 49H161V51H164ZM43 51V50H42ZM159 51V50H158ZM188 51V50H187ZM186 51V52H187ZM215 51H216V48H215ZM44 52V51H43ZM77 52V51H76ZM160 52V51H159ZM168 53H170L169 52V50L167 51ZM185 52V53H186ZM24 53V52H23ZM78 53V52H77ZM44 54V53H43ZM42 54V55H43ZM78 54V55H79ZM156 54H158V53H156ZM155 54V55H156ZM4 56V57H3ZM205 55H202L201 57L203 58ZM154 57V56H153ZM84 59V58H83ZM82 58H78V59H76V60H78V62H80V63H82V62H84V60H83ZM109 59V60H108ZM139 59V58H138ZM204 61H206V60H204ZM22 62V63H21ZM87 63V62H86ZM99 63L101 64H99L100 65V69H101V71L103 72V73H107V74H109L110 73V70H112V68H114V66L116 65V61L114 60V58L113 59H111L109 56H106V57H103V56H101V58L99 59ZM23 64H27V66L25 65V67L23 66ZM156 65V64H155ZM11 68V69H10ZM19 69H20V71H19ZM10 71H12V72H10ZM82 71V68H79V70H77L76 72H75V75H74V78L73 79H71V81H70V83L67 85V88H64L63 89V91L61 92V94H60V96H58V99H57V104H55L54 106H55V108H58V107H60L61 106V103L59 102V101H61V102H63V100L66 98L65 97V95H66V93H67V91H68V89L71 87V85H73V83H75V84H79L80 82L78 81L77 82V75H78V73L79 72H81ZM5 74H2L1 73V71H0V80L1 79H3V80H5V81H7L8 80V78H9V75L7 76H4ZM256 79V78H255ZM257 82V81H256ZM259 83V82H258ZM262 83V82H261ZM260 83V84H261ZM154 84H156V83H154ZM250 84V83H249ZM261 85H263V84H261ZM14 86H15V83L14 82H12V83H10L9 84V86H8V88L9 89H6L5 88V91H10V90H14ZM247 86V85H246ZM246 86H244V85H241V86H239V89L242 91L241 92V94L243 93V95H244V93H245V90H244V88L246 87ZM260 86V85H259ZM264 87V86H263ZM262 87V88H263ZM261 88V87H260ZM264 89V88H263ZM240 90H239V92L237 91V93H239L240 94ZM249 90V89H248ZM262 92H263V90H262ZM69 93V92H68ZM246 94V93H245ZM241 97H242V95H240ZM235 99V98H234ZM234 99H229V103L228 104H234L233 103V101L237 104V105H239V104H241V105H244V106H246L247 105V103L249 102V100L247 101V103H246V101H244L243 99H240V98H238L239 99V101L237 102V101H235ZM3 100V96H1V101ZM39 101H42V99H41V97H40V100ZM200 101H201V103L203 104V106H204V113H203V115L207 112L208 113V115L207 116H203L202 118H206V117H209V120L211 119H213L212 117H213V113L215 112L214 111V108L216 109L217 107H218V101H217V97H216V95H215V93H214V90L213 89H211V88H208L207 87V90H206V93L205 94H203L202 96H200ZM1 104V103H0ZM220 106V105H219ZM240 106V105H239ZM249 106V105H248ZM217 110V109H216ZM210 113V114H209ZM245 113V112H244ZM118 115V114H117ZM194 115V114H193ZM243 115H245V114H243ZM119 116V115H118ZM190 116H192V115H190ZM122 117H124L123 115H122ZM119 118H120V121H122L121 120V117L119 116ZM208 121V120H207ZM210 122V121H209ZM217 128H218V126L217 127H214V130H215V133L216 132H218L217 131ZM140 132H139V134H142L143 136L146 134V132L147 131H149V130H147L148 128L147 127H143V128H141L140 127ZM197 131V130H196ZM148 133V132H147ZM203 133V132H202ZM202 133H201V129H199V131L197 132V135H199V136H201L202 137ZM253 132H251V134H252ZM205 134V133H204ZM255 133H253V135H254ZM239 135V134H238ZM236 137V136H235ZM195 138H197V137H195ZM204 138V137H203ZM209 138H211L210 136H209ZM139 139V142L138 143H143V141L145 140V139H142V138H138ZM137 140V139H136ZM180 143H182L180 140H178ZM148 143H150V142H148ZM176 144V143H175ZM177 145V144H176ZM182 145H185V143L183 142L182 143ZM136 146H138V145H136ZM190 146L191 145H188V149L186 150V149H182L181 148V146L180 147H178L179 148V155L180 156H182L183 154H184V152H188V154H189V156L191 157L192 155H196L195 157L196 158H201V157H205L206 158V160L204 161V166H199V169L197 170L198 171V175H199V177H200V179H199V182L194 186V188H193V191H194V193H198V195L200 196V197H202V198H204L205 200H214V197H217V191H216V188H220V187H222L223 188V185H224V183H225V181H226V175H225V172H226V170H227V162H226V151L225 150H223V149H221L220 147H219V145L214 141V140H206V143L204 142L202 145H198L197 144V146H196V148L195 147H192V148H190ZM201 147V149L199 148V147ZM135 148V147H134ZM175 149H177V147H175ZM208 149H210V151L207 153V152H204V150L205 151H207ZM136 150H138V151H136ZM135 151L136 152H138L137 153V155H134V163H133V165L134 166H136L137 165V163L139 162V161H142L143 159H142V157H141V151H139L140 149L138 148V149H136ZM142 150V149H141ZM131 152L133 151V149H131L130 150ZM217 153H216V152ZM200 153V154H199ZM214 153H216V156L219 154H222L221 156H217V157H214ZM176 154V153H175ZM199 154V155H198ZM185 155V154H184ZM183 155V156H184ZM51 157V156H50ZM142 164H140V166H141ZM210 165H211V167H210ZM144 166H146L145 168L147 169V165H144ZM59 170V168L57 169V171ZM57 171H55L57 174H59V171L57 172ZM193 171H195V170H193ZM62 172H64V171H62ZM150 172H152V171H150ZM174 172V171H173ZM196 172V171H195ZM213 173V175H211ZM151 174V173H150ZM149 174V175H150ZM60 175H61V173H60ZM61 177H63L62 175H61ZM214 177V178H213ZM150 178V177H149ZM46 180L47 179H41V180H38V183H36V184H34V187L36 188V189H38V193H42L43 194V196H41V197H36L35 195H31L30 193H27L26 192V190H23V191H21V189L20 190H18V189H15V188H13L12 187V184H10V183H12L11 182V178L9 177V176H7L6 174H4V177H3V181L4 182H6V186H9L8 188H3V193L4 192H8V191H11V192H16V194H19V193H21L22 194V196L24 195V199H25V196H28L27 198L30 200V202L29 203H31L34 207H40L41 208V212H43V213H45V214H49V212H50V210H52L53 209V206H52V204H54L53 202H52V204H50V200L49 199H47L46 198V192L45 191H41V188L43 187V182L44 183H46ZM113 181V180H112ZM115 181V180H114ZM114 181H113V183H112V187L114 188V187H116V188H124L123 186V184L125 183H127V182H131V180L129 179V177L126 175H122L121 176V179H118V181H116V183H120L121 182V184L118 186V185H115L114 184ZM18 183V182H17ZM21 183V184H20ZM27 185L28 184V182L26 181V182H24V181H20L18 184H20V185H18V186H22V185ZM203 183H204V185H203ZM205 184H207V186H205ZM208 184H211V185H215L216 186V188H214V191L213 190H211L212 188L210 187V186H208ZM32 185V184H31ZM92 185H93V183H92ZM123 185V186H122ZM47 186H48V183H47ZM130 188H132V186L131 187H126V189H130ZM211 188V189H210ZM221 188V189H222ZM26 189V188H25ZM52 193V192H51ZM71 194V193H70ZM215 194V195H214ZM55 195L56 194H54V193H52V197L54 196V199H56L55 198ZM214 195V196H213ZM237 195V194H236ZM239 195V194H238ZM241 196V195H240ZM79 198H80V195L78 196ZM0 198H2V194H0ZM15 199H16V201H21L22 199H21V197H14ZM26 198V199H27ZM234 198L236 199V200H238V198H239V196L238 197H236L235 195H233V194H230V193H227L226 194V197H224V199H226V200H228L229 201V199L231 200V204H229L228 203V201L226 202L225 200H222V204H221V208H220V210H222V211H229V210H232L233 212H234V210H236V207H238V205H235L236 203H235V201H234ZM79 201H77L78 202V204L76 205V203L77 202H74V206H75V211H74V214L75 215H77V216H81V215H83V213H86V214H88V216H90L91 217V221L94 219V217H95V215L93 214V211L91 212L92 214L91 215H89V212H87V210L86 209H84V212H82V207H81V204H82V201L80 200V199H78ZM240 201H241V199H240ZM230 202V201H229ZM237 203H239V201L237 202ZM187 204H189L188 203V201L186 202V204H185V208H187V209H189V206L187 207ZM192 206V205H191ZM68 207V206H67ZM90 207V206H89ZM152 205H147V204H145L144 206H143V210H144V212H150V214H154V215H160V214H162L163 212H165V207L163 206V205H159L158 206V208H155L154 210H152ZM92 208V207H91ZM36 210V209H35ZM99 210L100 209H98V212H99ZM237 210H238V208H237ZM179 211H177V213H178ZM34 213V212H33ZM256 213H257V215L259 216V215H261L262 216V218H263V213L262 212H260V210H257L256 211ZM152 214V215H153ZM240 215H241V213H240ZM73 218V217H72ZM142 218H144V217H141V219ZM243 219H245L246 218V216H244V217H242ZM147 218L145 217L143 220H139L138 218H136L135 219V224H136V228H139L140 226H141V224H143V222H144V220H146ZM87 220V219H86ZM101 220V221H100ZM99 220V223H100V226H101V224L103 225L102 227H99V228H106L105 226H104V224H103V221H102V219H100ZM88 221V220H87ZM132 221V223H131V225H133L134 223H133V220H131ZM98 223V224H99ZM115 223V222H114ZM90 224H91V222H90ZM92 224H93V222H92ZM131 225H130V227H129V230H130V228H131ZM244 225V224H243ZM19 229H18V232H17V234L18 235H22L24 232H25V228H23V227H18ZM107 228H109V226H107ZM138 229H136V230H133V231H131L130 230V232L132 233V232H138L137 231ZM69 231V230H68ZM174 264V263H173Z\"/></svg>",
	"mask_w": 264,
	"mask_h": 264
},
{
	"label": "trees",
	"instance_id": "5",
	"mask_svg": "<svg viewBox=\"0 0 264 264\" xmlns=\"http://www.w3.org/2000/svg\"><path fill=\"white\" fill-rule=\"evenodd\" d=\"M52 1H55V0H52ZM145 27L147 29H150L148 28L147 25H145ZM197 105L198 103L196 105H193L190 109H192L193 107ZM227 184L228 183H226V185ZM223 192L224 191H222L220 194H223ZM239 214L240 212L236 214V218L238 217ZM27 254L28 253H27L26 248H24L15 239L8 236V234L0 226V264H38L41 262L40 259L29 257Z\"/></svg>",
	"mask_w": 264,
	"mask_h": 264
},
{
	"label": "water",
	"instance_id": "6",
	"mask_svg": "<svg viewBox=\"0 0 264 264\" xmlns=\"http://www.w3.org/2000/svg\"><path fill=\"white\" fill-rule=\"evenodd\" d=\"M80 77V75H78L77 76V79ZM204 111V106H202V107H197L196 109H195V112L198 114V113H201V112H203Z\"/></svg>",
	"mask_w": 264,
	"mask_h": 264
},
{
	"label": "flooded vegetation",
	"instance_id": "7",
	"mask_svg": "<svg viewBox=\"0 0 264 264\" xmlns=\"http://www.w3.org/2000/svg\"><path fill=\"white\" fill-rule=\"evenodd\" d=\"M83 60H84V62H82V63L78 62V60H76L77 62H75V63H78L79 64V67L82 68L86 64V60L85 59H83Z\"/></svg>",
	"mask_w": 264,
	"mask_h": 264
},
{
	"label": "snow or ice",
	"instance_id": "8",
	"mask_svg": "<svg viewBox=\"0 0 264 264\" xmlns=\"http://www.w3.org/2000/svg\"><path fill=\"white\" fill-rule=\"evenodd\" d=\"M261 31H264V29H262ZM213 135H215V130H213Z\"/></svg>",
	"mask_w": 264,
	"mask_h": 264
},
{
	"label": "clouds",
	"instance_id": "9",
	"mask_svg": "<svg viewBox=\"0 0 264 264\" xmlns=\"http://www.w3.org/2000/svg\"><path fill=\"white\" fill-rule=\"evenodd\" d=\"M223 188H224V186H223ZM223 188H222V189H223Z\"/></svg>",
	"mask_w": 264,
	"mask_h": 264
}]
</instances>
